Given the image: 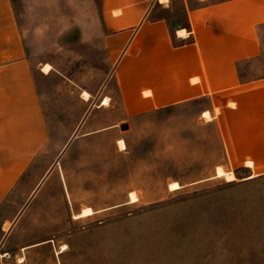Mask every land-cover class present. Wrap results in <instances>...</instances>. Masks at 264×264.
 Returning a JSON list of instances; mask_svg holds the SVG:
<instances>
[{"label":"rangeland","instance_id":"obj_1","mask_svg":"<svg viewBox=\"0 0 264 264\" xmlns=\"http://www.w3.org/2000/svg\"><path fill=\"white\" fill-rule=\"evenodd\" d=\"M173 2L159 15L177 24ZM11 3L50 138L0 211V261L264 264V175L216 176L217 131L195 103L125 116L98 0ZM258 35L262 54L241 65L245 77L264 71V24ZM104 91L112 99L101 105Z\"/></svg>","mask_w":264,"mask_h":264},{"label":"crops","instance_id":"obj_2","mask_svg":"<svg viewBox=\"0 0 264 264\" xmlns=\"http://www.w3.org/2000/svg\"><path fill=\"white\" fill-rule=\"evenodd\" d=\"M173 1L98 0L122 110L132 117L197 104L201 125L213 126L221 145L215 173L219 166L257 179L264 175V71L245 77L240 68L262 54L264 0H180L177 24L159 15ZM105 98L111 94L104 91L101 105ZM49 138L15 8L0 0V211Z\"/></svg>","mask_w":264,"mask_h":264},{"label":"bare ground","instance_id":"obj_3","mask_svg":"<svg viewBox=\"0 0 264 264\" xmlns=\"http://www.w3.org/2000/svg\"><path fill=\"white\" fill-rule=\"evenodd\" d=\"M160 1H164V0H160ZM50 68H51V66L49 65V64H45L44 65V67L42 68V70L44 71V72H48L49 70H50ZM82 93H83V95L86 97V98H89L90 97V93H88L87 91H82ZM108 103V99L107 98H105L104 99V101H103V103ZM204 116L205 117H209V113L208 112H205L204 113ZM118 143H119V145L121 146V148H125L126 147V145L124 144V141H123V139H119L118 140ZM249 163H251V162H249ZM216 176H218V177H222V176H224L225 178H227V180L228 181H233V180H235L236 178H235V176H234V174H233V172H231V171H225L223 168H221V167H218L217 169H216ZM169 188H171V189H177V188H180V184H179V182L178 181H171L170 183H169ZM130 199H132L131 201L132 202H134L135 200H137V198H136V196H135V194H134V192H131L130 193ZM93 213V211H92V209L90 208V207H87V208H85V209H83V210H81V213H79L78 215H75L74 217H81V215H90V214H92ZM8 226V225H7ZM9 228V227H8Z\"/></svg>","mask_w":264,"mask_h":264}]
</instances>
